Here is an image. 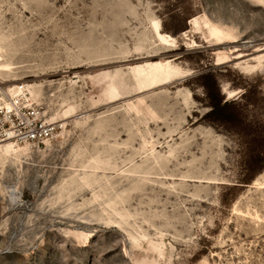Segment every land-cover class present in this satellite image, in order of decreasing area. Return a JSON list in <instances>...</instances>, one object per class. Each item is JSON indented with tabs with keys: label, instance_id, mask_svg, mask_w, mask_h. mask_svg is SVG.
<instances>
[{
	"label": "rangeland",
	"instance_id": "obj_1",
	"mask_svg": "<svg viewBox=\"0 0 264 264\" xmlns=\"http://www.w3.org/2000/svg\"><path fill=\"white\" fill-rule=\"evenodd\" d=\"M8 92L0 264H264V0H0Z\"/></svg>",
	"mask_w": 264,
	"mask_h": 264
},
{
	"label": "built area",
	"instance_id": "obj_2",
	"mask_svg": "<svg viewBox=\"0 0 264 264\" xmlns=\"http://www.w3.org/2000/svg\"><path fill=\"white\" fill-rule=\"evenodd\" d=\"M6 96L8 102L0 106V142L39 148L54 137L57 125L46 120L39 107L9 92Z\"/></svg>",
	"mask_w": 264,
	"mask_h": 264
},
{
	"label": "bare ground",
	"instance_id": "obj_3",
	"mask_svg": "<svg viewBox=\"0 0 264 264\" xmlns=\"http://www.w3.org/2000/svg\"><path fill=\"white\" fill-rule=\"evenodd\" d=\"M175 77L176 75L174 73L165 71L162 65L154 66L145 78V87L164 85L172 81ZM7 146L11 147L12 144L8 143Z\"/></svg>",
	"mask_w": 264,
	"mask_h": 264
}]
</instances>
